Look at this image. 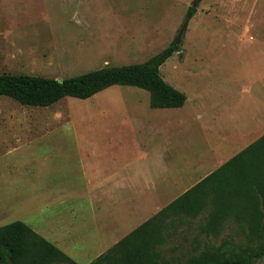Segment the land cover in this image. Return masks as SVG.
Listing matches in <instances>:
<instances>
[{
	"label": "rangeland",
	"instance_id": "rangeland-1",
	"mask_svg": "<svg viewBox=\"0 0 264 264\" xmlns=\"http://www.w3.org/2000/svg\"><path fill=\"white\" fill-rule=\"evenodd\" d=\"M196 1L0 0V75L59 81L144 64L174 43ZM196 10L179 52L160 69L165 82L186 95L182 112H157L148 92L122 86L46 108L0 97V228L23 222L76 264H91L112 247L97 244L89 233L95 223L80 192L93 176L113 181L124 167L136 165L149 144L139 143L149 131L136 129L145 117L157 119L151 134L164 115L183 120L187 161L202 162L213 151L221 162L264 136V0H202ZM172 164L180 168L176 158ZM118 190L122 196L134 189ZM142 200L147 195L124 196L114 211L129 217ZM210 210L165 220L158 264H188L201 255L227 256L264 244V237L252 238L233 219L207 232ZM118 217L110 222L123 234ZM137 217L125 224L132 226ZM72 228L78 235L69 238L64 232Z\"/></svg>",
	"mask_w": 264,
	"mask_h": 264
},
{
	"label": "trees",
	"instance_id": "trees-1",
	"mask_svg": "<svg viewBox=\"0 0 264 264\" xmlns=\"http://www.w3.org/2000/svg\"><path fill=\"white\" fill-rule=\"evenodd\" d=\"M196 12L195 7H190L186 21ZM179 50L173 43L144 64L106 67L61 82L26 75H0V97L46 108L65 98L88 100L111 87L122 86L148 92L152 109H180L187 102L186 95L165 82L160 72ZM208 207L211 210L207 232L216 231L223 221L233 219L240 225L245 224L252 238L264 237V136L91 264H158L157 246L161 243L165 220L178 216L197 218ZM263 259L264 244L227 256L201 255L188 264H259ZM55 261L75 263L23 222L0 228V264H50Z\"/></svg>",
	"mask_w": 264,
	"mask_h": 264
},
{
	"label": "crops",
	"instance_id": "crops-1",
	"mask_svg": "<svg viewBox=\"0 0 264 264\" xmlns=\"http://www.w3.org/2000/svg\"><path fill=\"white\" fill-rule=\"evenodd\" d=\"M183 109L184 108L155 111L176 113L182 112ZM167 118V115L163 116L162 120L165 124L161 123L155 128L154 134H151V128L153 127L152 123L157 126L156 118L152 119L151 116L145 117V125H142L140 128L136 126V129L143 133L149 131V139L139 142L149 144L143 155H140L136 160V165H128L124 167L123 175L119 174L124 182L119 183L117 181L118 174H115V179H113V181L111 178H108L105 181L104 179H98L97 176H93L87 184L86 190L80 192V194L87 198V202L90 206L91 217L93 224L95 223V229L93 232L90 231L89 233L94 234L96 239L95 242L97 244H110L111 247L117 245L126 236L133 232L132 230H128L129 232L125 231L126 228L138 229L237 155H233L230 159L216 162L214 160L215 154H213L212 151L213 157L211 155V158H209V156L204 157L202 162H199L200 160L196 159V157L187 161V159L184 158L187 151L185 152L183 148L188 144L182 143L181 141L186 138V131L184 130L185 126L182 127L184 122L181 118H177L174 121H167ZM162 124H164V126H162ZM145 126H147V128ZM151 138L155 139V141H151ZM181 157L184 159L182 166ZM175 158L180 161L179 169L173 167L172 163ZM206 173L209 174L204 176ZM119 186L134 190L132 193L119 196ZM141 195H147V200L140 201V205H137L136 208L131 204L133 207V214L131 216L123 217L122 211H120L119 214L115 212L117 211L116 207L118 205L122 206L124 196H133L135 198L136 196L138 197ZM151 195H155V197L152 196L153 198H151ZM158 201H160L159 204H157ZM153 203L155 208L153 210L151 208L149 209V206H152ZM107 211H110L108 216L106 214ZM141 213L142 215L137 217ZM103 214H105V216H103ZM118 216L122 217L121 220L124 223L122 224L123 234L120 232L118 224L111 225L110 222L111 219L114 220L115 218H119ZM133 217H137L138 221L132 224V226L125 224L127 220L132 219ZM33 231L36 232L35 230ZM64 233L69 238L78 235L74 228L68 229V232ZM81 235L83 234L81 233ZM44 239L47 240L46 238ZM62 245L64 247L66 246L65 244ZM108 249L109 248L105 247V249L99 254L98 258Z\"/></svg>",
	"mask_w": 264,
	"mask_h": 264
},
{
	"label": "water",
	"instance_id": "water-1",
	"mask_svg": "<svg viewBox=\"0 0 264 264\" xmlns=\"http://www.w3.org/2000/svg\"><path fill=\"white\" fill-rule=\"evenodd\" d=\"M201 1H202V0H197L196 3H194L192 7L197 8L198 4H199ZM187 22H188V21H185L184 25L182 26L181 30H180L179 33H178L177 38H176L175 41H174V44L177 45V46H181V44H182V42H181V38H182L184 32L186 31V28H187ZM59 82H61V80H59Z\"/></svg>",
	"mask_w": 264,
	"mask_h": 264
}]
</instances>
